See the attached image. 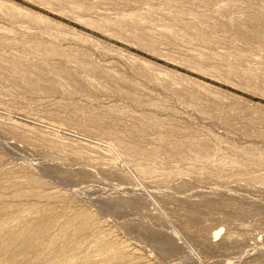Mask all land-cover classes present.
<instances>
[{
	"label": "rangeland",
	"instance_id": "obj_1",
	"mask_svg": "<svg viewBox=\"0 0 264 264\" xmlns=\"http://www.w3.org/2000/svg\"><path fill=\"white\" fill-rule=\"evenodd\" d=\"M160 1L0 0L3 64H35L40 57L32 49L57 47L63 52L47 61L81 76L68 84L40 79L43 90L16 74L0 78V209L18 205L33 223L54 219L47 256L18 264H44L48 257L53 264H264V86L228 72L264 76V50L221 29L210 30L215 41L191 40L177 31L191 18L175 17ZM225 2L197 9L225 20L264 0H236L226 9ZM131 13L142 14L134 22L157 40L154 47L86 22ZM198 54L208 59L194 64ZM84 60L130 76L136 87L127 97L99 85L76 69ZM136 93L144 103L133 101ZM97 117L124 144L148 150L160 136L205 141L209 161L123 154L91 124ZM15 211L1 217V235L21 229ZM79 213L70 226L75 243H52L66 217ZM15 248H23L17 239Z\"/></svg>",
	"mask_w": 264,
	"mask_h": 264
},
{
	"label": "bare ground",
	"instance_id": "obj_2",
	"mask_svg": "<svg viewBox=\"0 0 264 264\" xmlns=\"http://www.w3.org/2000/svg\"><path fill=\"white\" fill-rule=\"evenodd\" d=\"M43 1H48V0H43ZM162 1L160 2L167 5L169 9L173 12L175 17H178L180 19H184L185 17L191 18L188 19L187 22H182L181 24H179L177 28V31L179 33L184 32L185 34H187V36L190 35V37L192 38L191 40H195L193 38H197L196 41L201 40V41L209 42L211 41V39L215 41V38L213 35H211L210 30L213 31L214 29H221V30L230 31L235 38L243 39L247 42L257 43V45L254 48H256L257 50H264L262 49L264 47V5H263L264 3L262 4L258 3L259 5L257 3H253L250 5L252 10L251 12L236 14L235 16L227 17L225 20L223 19L221 20L218 17L220 19L219 20L217 19V16L216 18H214L215 16L213 14H212L213 16L211 14L208 15L206 11L205 13L197 9V7L199 6L204 7L215 4L214 2H217L218 0H162ZM235 1L236 0H228V2H225V5H223V8L226 9L237 6ZM81 9L82 11H84V13H88L87 11H90L91 7H81ZM175 14H177L178 16H176ZM141 15L142 14L139 15L138 13L136 14L131 13V15L128 16L110 18L103 21L101 20V22L93 21L92 19H89L86 22L97 28L111 29L117 33H122V34L126 33L130 38L134 40H138L136 42H140L142 43V45L145 46L148 45L150 47H154V45L157 43V40L154 39V37L150 33H143L140 30V28L137 27L138 25L136 24V22H134V20H136V17H138L141 20L142 19ZM191 20H195L196 26L195 24H193ZM136 29H139L141 32H139V30L137 31ZM188 38L187 40L189 41ZM3 44H4L3 42H0V46H2ZM31 52L32 55L35 54L38 57H40L38 63L29 64L28 62H21L19 60H14V61L9 60L7 61L8 64H3L4 57L2 56L3 54L0 53V78H4L8 74H13V75L16 74L19 80L22 82V84L29 86L35 90H43L42 88H40L41 87L40 79H45L50 82L51 80H55V81H60L61 84L62 83L68 84L78 81L79 77H81V76H75V74L67 71L66 69L63 68L62 65H56V63L51 64L50 62L47 61L46 57H48L49 55H58L59 53L63 52L61 49L57 47L47 49V47L45 46L44 48H36V50L32 49ZM197 57L199 58V60L197 63L194 64H202L200 60L208 59L206 56L201 54H198ZM75 66L77 70L79 69L86 76H93L96 79L99 78L98 79L99 85L104 87L113 85L117 89L118 93H123L127 97H128V88H135L137 84V82L133 81L130 78V76L128 77L124 73L118 74L119 72L113 73L110 71H106V69L102 70L96 67L91 62H88L87 60L78 61ZM5 71L6 73H4ZM228 72L230 76L237 77L240 79L241 77H243V81L245 84L248 83L249 85H251L252 83L254 85V83L257 82L258 86L260 87L264 86V76L259 75L258 73L260 72L258 71L255 72V70L253 71L252 69H250L248 71L239 72L234 68H229ZM50 87H52V85ZM143 97L144 96H142L141 94L136 93V95H133V101L138 104L144 103L145 100L143 99ZM189 102L193 105L199 106L198 103H200V100L196 97H190ZM148 103L149 102H147V104ZM151 120L154 123L153 124L154 126H156L159 123L158 121H156V118H152ZM90 122L94 127L101 128L103 131H105L106 134H109L110 137L113 139L117 150L123 154L151 155L165 159V161L166 160L173 161V159L186 160L188 159V157H191L189 159H193L199 162V160L202 159H204V161L206 160L209 161V157H210L209 153L212 151V149L207 146L205 141L197 140L193 138H187L183 140L174 139L171 136H160L158 138V140L160 141L159 143L160 145L156 147L154 146L152 150H148V148L146 149L134 143L132 145L124 144L122 137L117 136V131H115L114 128L104 126L106 124V121L102 117L94 118ZM181 135H185V132L183 130H181ZM246 151L251 152L252 150L246 148ZM229 163H231V165L235 167H242L243 165L242 162L240 163L236 159H232L231 162ZM247 163H251V161L248 160ZM11 210L12 211L16 210L15 212H18L21 215L18 220V222L20 223L19 226L21 225V229L18 231L9 230L7 232V236H3L0 233V264H18V262L22 258L24 259L30 258L33 260L41 253L46 255V252L50 247L51 240L49 239V232L54 219L52 218L47 220L42 218L40 222L33 223L30 219L22 216L21 213H23V211L22 209H20L18 205L15 204L9 205L4 208L2 207L0 209V232L4 231L3 229L4 221H2L1 217L5 216ZM83 215H84L83 213H79V214H72L70 216H67L65 227L60 230L56 239L52 240L53 241L52 243H59L63 239H68L70 240L71 243H75V237L71 235L70 226L74 221H76L80 216ZM47 218H51V216ZM16 239L18 240V243H20L23 246V248L20 250L15 248ZM98 245L99 248L101 247V249H105L104 253L105 251L110 253L111 249L108 246H106L103 243H99ZM63 252L69 253V248L65 247V251ZM112 255L115 254L112 253ZM69 257L67 256V258ZM53 261L54 258L48 257L47 260H45L44 264H53ZM77 263L79 264V262Z\"/></svg>",
	"mask_w": 264,
	"mask_h": 264
}]
</instances>
